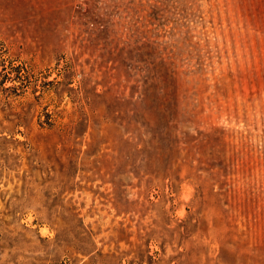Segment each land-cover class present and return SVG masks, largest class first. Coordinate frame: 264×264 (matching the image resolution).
<instances>
[{
	"label": "rangeland",
	"instance_id": "rangeland-1",
	"mask_svg": "<svg viewBox=\"0 0 264 264\" xmlns=\"http://www.w3.org/2000/svg\"><path fill=\"white\" fill-rule=\"evenodd\" d=\"M0 264H264V0H0Z\"/></svg>",
	"mask_w": 264,
	"mask_h": 264
}]
</instances>
